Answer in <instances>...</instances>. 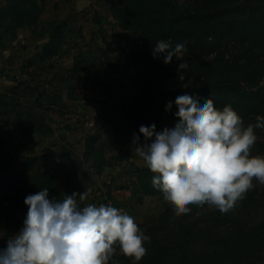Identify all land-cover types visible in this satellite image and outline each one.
<instances>
[{
	"label": "trees",
	"instance_id": "1",
	"mask_svg": "<svg viewBox=\"0 0 264 264\" xmlns=\"http://www.w3.org/2000/svg\"><path fill=\"white\" fill-rule=\"evenodd\" d=\"M49 1L0 0V43L14 39L17 30L24 28L37 48L23 59L22 79L15 80L8 100H0V127L6 126V116L15 121L22 136L54 134L49 108L61 112L72 108L66 98H75L72 88L89 87L101 71L126 73L132 86H124L119 100L110 96L103 100L98 127L86 128L82 154L75 155L73 143L61 135L58 150L38 151L28 145L20 167L3 166L0 227L5 237L23 228L28 195L47 188L50 199H60L79 188L72 180L79 173L101 176L116 161L126 160L135 171L125 188L130 187L138 204L154 196L162 208L143 221L133 218L150 238L144 242L146 255L134 262L117 246L109 264H264V184L253 180V189L226 214L204 205L191 206L188 214L178 216L153 186L155 174L133 161L134 134L141 145L145 142L140 126L155 124L159 132L169 120L179 122L175 115L179 95L198 98L201 105L213 99L220 111L230 106L245 126L255 124L256 116L264 117V0H96L109 12L107 16L95 10L92 15L97 28L91 30V38L101 34L105 41L98 50L82 47L81 15L45 19ZM106 23L116 38L108 39ZM122 31L129 33L126 43L119 38ZM161 40L172 47L185 46L184 81L179 80L182 70L178 67L183 61L173 57L165 64L164 54L153 56V47ZM115 43L120 47L116 49ZM71 53L72 64L59 65ZM45 71L47 82L37 80ZM169 102L172 108L166 110ZM103 128L111 135H103ZM255 134L251 155L264 156V129H255ZM4 149V134H0V152ZM60 174L66 176L65 183H59ZM111 193L105 202L111 200Z\"/></svg>",
	"mask_w": 264,
	"mask_h": 264
},
{
	"label": "clouds",
	"instance_id": "2",
	"mask_svg": "<svg viewBox=\"0 0 264 264\" xmlns=\"http://www.w3.org/2000/svg\"><path fill=\"white\" fill-rule=\"evenodd\" d=\"M183 44L172 47L158 41L153 56L164 54L182 60ZM183 73L188 64H179ZM178 123L157 132L155 124L140 126L145 142L134 134L135 152L155 175L152 184L163 193L176 215L188 214L191 206L208 205L226 214L253 189V180L264 184V156H252L255 129H264V117L244 125L230 107L217 110L213 99L201 105L187 94L175 99ZM172 108L169 102L166 110ZM87 193L73 192L62 200L50 199L47 188L28 195L23 228L0 249V264H109L120 253L140 261L146 255L143 234L134 219L113 206L88 204L79 207Z\"/></svg>",
	"mask_w": 264,
	"mask_h": 264
},
{
	"label": "rangeland",
	"instance_id": "3",
	"mask_svg": "<svg viewBox=\"0 0 264 264\" xmlns=\"http://www.w3.org/2000/svg\"><path fill=\"white\" fill-rule=\"evenodd\" d=\"M77 1L78 0L74 2L72 0L68 5L65 2L63 6L60 3L57 9L60 10L61 14H66V12H68L67 10L78 8L76 6ZM81 2L82 6L85 4L84 7H79L78 9H76L77 11L70 12L68 14H78L80 12H83V18L82 16L81 18L84 24L85 39L82 41V47H84V49H88L90 47L93 48V50H98L100 46H105V41L103 38H101V34H99L97 38H91V30H93V28H97V24L93 23L92 15L95 10H100L107 16H109V12L101 3H98L96 0H93L89 4L87 1L82 0ZM73 4H75V6ZM56 12L57 10L54 6V0H50L43 17L45 19H49L54 16ZM105 27L107 28L106 31L108 39L117 37L116 34H111L112 31L110 27L107 26V23L105 24ZM20 35V39H23L24 43L28 44V46L23 45L24 58H26L34 53L37 48L35 44L30 43V40L28 39V36L30 35L28 30H22V32L19 33V36ZM120 36L121 37L119 38L123 39L124 43H126L130 37L129 33L125 31H122ZM115 45L116 49L120 47L118 43H115ZM72 57L73 53H71L69 56L61 58L58 62L59 65L70 66L72 64ZM52 73L53 72H51L50 74L52 75ZM131 73H134V69L131 70ZM18 75L21 76V73L18 72ZM47 77L48 75L45 71L41 74V76H39V79L37 80L44 82L47 80ZM93 80L94 83H92V81L91 83H89V87L85 89L79 88L76 85L72 88V92L75 98L66 97L70 102L69 104L72 105V108L67 107L63 112H61L60 109L56 107L49 108V117L52 120V125L56 128L60 136L63 134L61 132L64 131H61V128L59 129L58 127L64 126L65 124H70L72 126L71 128H74L72 134L74 133V131H77L75 132L76 136L71 135L70 137V140L74 145L75 155L82 154L83 152L84 138L87 132L86 128H93L95 130L98 127L97 113L104 107L103 100L108 96L114 97V99L119 100L122 97L124 86H132L128 74L112 70L101 71L93 78ZM13 84L15 85V83ZM64 92L65 95L68 93L67 90H65ZM80 114H82V117L84 118H80L81 121H79ZM175 125L176 124L169 120L167 123V128H173ZM77 128L80 132L76 130ZM0 132V134H4L5 136H7L8 142L10 143L9 147L7 146L5 150L0 152V174L3 171V166L5 164L12 165L14 167L21 166L22 153L26 150V147L28 145H32L38 151L44 150V148L56 151L58 150L60 145V141L57 142L56 138L53 139V134L31 138L30 136H22L18 129L13 131ZM110 154L112 153L110 152ZM135 154L139 156L137 153ZM111 168L113 167H109L108 169H106L104 174L101 176H98V174H96L95 172H90L88 173V175L79 173L77 176L73 177V182L79 184V188L76 191L80 190V193L86 192L88 194L87 198L84 201H78L79 207L83 208L88 204H94L96 206L105 204L106 198L104 194L106 192H112L117 189L125 188V185L128 184L130 175L135 171L134 168L126 160L116 161L114 168ZM69 177H71L70 174H68V178ZM57 179L65 183V180L67 178L64 174H60ZM126 189L130 190V187H126ZM134 199L135 201L133 202L134 204L132 206L134 210L130 212L132 213L130 216L139 221L145 220L147 216L158 215L162 208L160 200L154 196H146L144 201L140 204L137 203L136 196ZM111 202L113 203V200H111ZM25 218L26 216L21 217L22 225ZM7 242L8 238L5 237V229L4 227H0V249L6 248Z\"/></svg>",
	"mask_w": 264,
	"mask_h": 264
},
{
	"label": "crops",
	"instance_id": "4",
	"mask_svg": "<svg viewBox=\"0 0 264 264\" xmlns=\"http://www.w3.org/2000/svg\"><path fill=\"white\" fill-rule=\"evenodd\" d=\"M71 1L72 0H64V1L63 0H54V6H55V9L57 10L55 15L60 16V17H67L69 15H72V14H68V13L77 11L76 9H78L79 7L85 6V4L83 6L81 5L82 0H78L76 3V6L78 8H73L71 10H67L68 12H66V14H61L60 10L57 9L59 7V4L61 3L63 6V4L66 2L68 5V4H70ZM73 1L75 2L76 0H73ZM83 1H87L89 4L93 0H83ZM73 5L75 6V4H73ZM64 11H66V10H64ZM78 14L81 15L83 18V12L82 13L80 12ZM22 30H24V28L17 30V34H16V37L14 39L10 40L9 38H6V39L2 40V42L0 43V100H2V101L8 100V94H9L8 91H10V89L13 87V85H14L13 83H15V85H16L15 80H21L22 79V77L18 75V72L21 73L20 67H21L23 59H24V48H23L24 46L23 45L25 43H24L23 39H20L21 35L19 36V33H21ZM19 58H20V60H19ZM21 60H22V62H21ZM4 93H5V95H3ZM3 96L5 97L4 99H3ZM0 105H1V103H0ZM4 124H6V126L1 125V127H0L1 131H13V130L18 129L17 127H16L17 129L15 128V125H16L15 121L14 120L9 121L6 116H5ZM52 127L54 128V131H55V133L53 134L54 135L53 139L56 138L57 142L61 141L60 134H58L56 128L53 125H52ZM71 127L72 126L70 124H65L64 126L58 127L59 129L61 128V131H64L61 133H63L62 135H66V139L69 142H71V140H70L71 135L76 136L75 132H77V131H74V133L72 134L74 128H71ZM76 130H78V132H80L78 128ZM102 133L105 136L111 135V131L109 129H106V128H103ZM29 136L32 138V137L42 136V135L36 134V135H29ZM29 136H26V137H29ZM44 136H46V135H44ZM4 139H5V149H6L7 146L9 147L10 143L8 142L7 136L4 135ZM84 140H85V138H84ZM133 161L135 163L143 165V161H142V158L140 156L135 155V158H133ZM111 169H113V168H111ZM59 183H63V182L59 180ZM80 192H81L80 190L76 191V193H80ZM107 193L108 192H106L104 194L105 198L107 197V195H106ZM66 196L67 195H64L60 199H57V200H62ZM111 196H112L111 200H113L114 205L126 206L129 208L130 212H132V210H134V208H132V206L134 204L133 202L135 201V199H134L135 195H133L131 189L129 190V189L123 188V189L114 190V191H112ZM78 201H80L79 197H77V202ZM131 214L132 213H130V215ZM13 236L9 237L8 239L12 238Z\"/></svg>",
	"mask_w": 264,
	"mask_h": 264
},
{
	"label": "built area",
	"instance_id": "5",
	"mask_svg": "<svg viewBox=\"0 0 264 264\" xmlns=\"http://www.w3.org/2000/svg\"><path fill=\"white\" fill-rule=\"evenodd\" d=\"M79 118L84 119V118L82 117V114H80ZM104 205H110V206H113V207L119 209V210L121 211L122 214H127V215L130 216V210H129V208L126 207V206L114 205V203H112L111 201L106 202Z\"/></svg>",
	"mask_w": 264,
	"mask_h": 264
}]
</instances>
